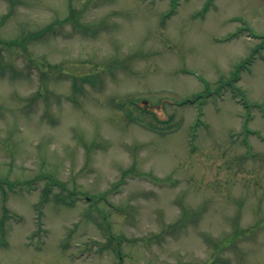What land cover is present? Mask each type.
I'll use <instances>...</instances> for the list:
<instances>
[{
	"label": "rangeland",
	"instance_id": "1",
	"mask_svg": "<svg viewBox=\"0 0 264 264\" xmlns=\"http://www.w3.org/2000/svg\"><path fill=\"white\" fill-rule=\"evenodd\" d=\"M211 1L0 0V264H264V0Z\"/></svg>",
	"mask_w": 264,
	"mask_h": 264
},
{
	"label": "trees",
	"instance_id": "2",
	"mask_svg": "<svg viewBox=\"0 0 264 264\" xmlns=\"http://www.w3.org/2000/svg\"><path fill=\"white\" fill-rule=\"evenodd\" d=\"M73 15H74V14H71L70 17H73ZM35 34H36V33H35ZM35 34H33V35H35Z\"/></svg>",
	"mask_w": 264,
	"mask_h": 264
}]
</instances>
